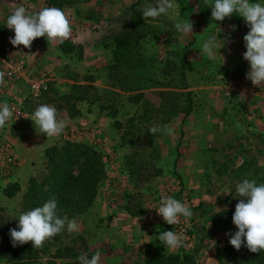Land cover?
I'll return each instance as SVG.
<instances>
[{
    "label": "rangeland",
    "instance_id": "1",
    "mask_svg": "<svg viewBox=\"0 0 264 264\" xmlns=\"http://www.w3.org/2000/svg\"><path fill=\"white\" fill-rule=\"evenodd\" d=\"M47 1L0 0V25L6 26L16 7L35 13L46 8ZM251 2L264 4V0ZM150 3L155 0H91L75 9L64 8L72 31L57 46V58L67 62L57 67L66 79L75 77L74 69L82 70L78 73L81 88L72 89L64 81L61 90L49 86L35 97L22 80L17 93L1 98L0 104L10 98L19 100L25 118H10L0 128V143L8 141L17 157L6 176L0 163V264H71V259L79 262L81 253L90 259L96 252L101 254L99 264H115V258H108L114 251L110 247L119 255L122 247H133L122 264H143L164 230L165 223L153 216L164 197L190 208L192 217H181L194 236L190 249L165 250L164 264H248L238 254L241 249L228 255L226 234L238 231L232 222L242 199L236 196V185L244 179L264 183V84L256 86L246 79L250 65L243 59V37L250 29L236 13L222 22L213 21L206 0H174L176 7L168 14L146 22L137 9ZM187 19L193 23V33L177 32L174 24ZM126 30L154 37L141 41L123 61L122 78L116 80L110 64L120 51L114 50L111 41ZM214 34L224 46L209 59L201 46ZM5 47L0 51V67L14 59ZM28 58V67L42 81ZM166 61L183 66L187 89L178 91L189 93V98L158 96V91L177 90L172 88L178 71L168 74ZM121 86L142 91L125 92ZM42 104L55 107L57 118L65 119L67 127L47 137L29 124L26 128L31 130L35 148L30 152L17 148L12 140L29 134L16 123L32 122L29 118ZM165 125L174 134L150 132ZM65 141L85 144L99 153L105 180L87 211L70 218L77 222L78 232L70 234L65 229L40 248H33L32 242L13 247L9 230H19L27 182L41 175L45 149L59 148ZM13 183L19 184L20 191L6 198L3 189Z\"/></svg>",
    "mask_w": 264,
    "mask_h": 264
},
{
    "label": "clouds",
    "instance_id": "2",
    "mask_svg": "<svg viewBox=\"0 0 264 264\" xmlns=\"http://www.w3.org/2000/svg\"><path fill=\"white\" fill-rule=\"evenodd\" d=\"M211 8L213 21H224L234 13L244 19L249 27L243 37L246 51L243 59L250 65L246 79L253 85L264 84V4L251 0H206ZM176 7L174 0H155V4H148L137 9L143 19L148 22L166 15ZM6 27L14 31V38L10 37L13 46L23 45L31 48L36 38L46 37L47 41L63 43L71 35L70 22L65 13L55 7H46L38 12L30 13L24 6L16 7L8 16ZM235 25L232 26L235 30ZM174 28L183 34L193 33V23L188 19L176 22ZM218 34L208 37L201 46V51L209 59H214L216 50L220 49ZM4 73L0 72V84L4 83ZM13 116L7 102L0 104V128ZM55 107L48 104L39 105L29 119L34 122L38 134L52 137L61 134L67 127L65 119H58ZM161 131L165 134H174V129L165 125L152 127L150 132L155 134ZM236 196L239 202L235 206L232 222L238 229L229 235V243L236 250L245 246L252 253L264 251V183L257 184L256 180L244 179L236 185ZM231 193V192H225ZM246 198V202L245 199ZM58 201L55 195L51 196L42 206L23 212L18 216V229H10L9 234L13 247L32 242L33 248L43 247L44 243L67 230L68 233L78 232L79 226L74 219L66 215L61 217L57 213ZM168 225L177 224L179 217L190 219L193 215L188 206L173 197L161 199L160 206L155 209ZM210 227V226H209ZM159 241L165 250H175L182 247L184 237L173 231H163L158 235ZM100 253L96 252L89 259L86 253H81L77 260L79 264H99Z\"/></svg>",
    "mask_w": 264,
    "mask_h": 264
},
{
    "label": "trees",
    "instance_id": "3",
    "mask_svg": "<svg viewBox=\"0 0 264 264\" xmlns=\"http://www.w3.org/2000/svg\"><path fill=\"white\" fill-rule=\"evenodd\" d=\"M90 1L91 0H48L47 7H55L61 10L64 8L75 9L76 6L89 3ZM9 37L10 32L8 28L4 25H0V51L4 49L5 42ZM150 37H154V35L150 33L133 32L131 30H126L112 36L111 42L114 50L120 51V54L116 58L113 57V62L110 64L116 80L122 78L120 69L124 67L123 61L136 50L141 41ZM132 60L135 59L133 58ZM130 66L137 68L136 66ZM165 66L170 67V69L167 70L168 74L178 71L176 74L177 79L175 80L176 84L173 85L172 88L177 90L158 91V96L164 99L166 96H171L170 98L187 96V98H189V93L184 94V92L178 91L187 89L185 76L182 70L183 66H178L177 63L167 61L165 62ZM163 71L164 69H161V72ZM121 84L124 85L122 82ZM124 87L121 86L120 89L125 92L142 91L132 86H128L127 88ZM80 88L81 86L77 85L72 87V89ZM142 95L143 92L136 94L135 97H140ZM188 102L189 109H191L192 102L190 99H188ZM173 105L174 107L175 105L176 107L178 106L177 103ZM43 164L44 168L41 175L31 177L27 182L23 197L22 212L42 206L51 196L55 195L58 201L57 213L59 216L63 217L66 215L70 219L83 215L93 204L105 180L106 170L100 154L85 144L75 141H65L59 148L53 147L45 149ZM19 191V184L13 183L7 185L3 189V195L11 199L15 197ZM163 231H172V228L170 225L164 224ZM240 249L238 254H243L245 258L244 263L264 264V251L252 253L243 245ZM164 251L165 246L159 241V238H157L154 249L146 257L144 264H164ZM228 251V255L230 256L233 254L232 251H235V248L230 244L228 246Z\"/></svg>",
    "mask_w": 264,
    "mask_h": 264
},
{
    "label": "built area",
    "instance_id": "4",
    "mask_svg": "<svg viewBox=\"0 0 264 264\" xmlns=\"http://www.w3.org/2000/svg\"><path fill=\"white\" fill-rule=\"evenodd\" d=\"M5 52L8 55L11 54L10 57L14 56V59L4 61V64L0 67V72L5 74L4 83L0 84V99L5 95L9 96L15 94L16 90L14 88L23 79L27 82L31 93H33L35 97H38L42 90H46V86H41L42 84L38 76L34 74L27 65V57L32 52L30 48H25L23 45L13 46L9 39L6 41ZM3 88L4 91H2ZM7 103L13 112L12 119L23 120L25 118L23 106L19 100L10 98ZM16 162L17 157L14 147L8 141L0 143V163L2 167H4L3 171L5 176L9 174V170L16 165ZM153 216L156 221L167 224L157 211L153 213ZM170 226L173 232L182 234L184 237L183 246L175 250H181L187 247L190 249V247H192L191 244L194 242V236L189 232L188 226L183 222L182 217H179V222L177 224Z\"/></svg>",
    "mask_w": 264,
    "mask_h": 264
},
{
    "label": "crops",
    "instance_id": "5",
    "mask_svg": "<svg viewBox=\"0 0 264 264\" xmlns=\"http://www.w3.org/2000/svg\"><path fill=\"white\" fill-rule=\"evenodd\" d=\"M9 31L11 33V37L14 38V31L10 30V29H9ZM73 32L76 33L77 31H73ZM58 44H59V41H57V42L49 41L48 42L46 37L36 38L33 41L31 48H30L32 50V52L29 55L28 63L32 67V70H34V71H36L37 69L39 70V72H40L39 74L41 76L40 78L43 82H46L45 86L48 89H49V86H51V87H54L56 89L61 90V83L64 81L69 83L70 85H72V87L74 85L78 86V84H80L78 73H82L81 72L82 70H79V68L74 69V71L76 72L75 77H73L72 79H66L65 77H62L63 74L60 73V71H59L60 69L57 67V65L61 66V65H65L67 63V62H65V60L63 62H60V60L57 58V56H58V53H57L58 52V48H57ZM34 51H36V52H34ZM82 82H84V81H82ZM14 89L16 90V93H17L19 91L18 85ZM2 91H4V88L2 89ZM0 101H1V99H0ZM16 124H17L16 127H18V128H20L22 126L23 127L22 130H24V132L28 133L29 135L25 136L24 134H20V135H18L17 138H14L12 140V142L15 144V146H17V148L22 147L24 149V151L27 150L28 152H30L31 148H33V149L35 148V145H34L35 139L31 135V130L30 129L27 130L26 126L28 127L29 124L34 125V122L33 121L32 122L19 121ZM24 124H25V126H24ZM12 129H14V128H12ZM42 138L43 137H41V139ZM12 181L13 180H8L6 183H9ZM15 182L21 183L18 180ZM114 240H117V238H115ZM110 248H111V250H114V251L111 254V256L108 255V258H115V262H116L115 264H122V262H124L126 260V257L129 255L128 251L133 249V247H131L129 249L122 247L121 255H119L120 253H117L114 248H112V247H110ZM114 253H116V256L112 257ZM122 258H124L125 260H121ZM70 261L72 262L71 264H79V262L75 261L74 259L73 260L71 259ZM70 261L67 260L66 262L70 263ZM118 261H120V262H118Z\"/></svg>",
    "mask_w": 264,
    "mask_h": 264
}]
</instances>
